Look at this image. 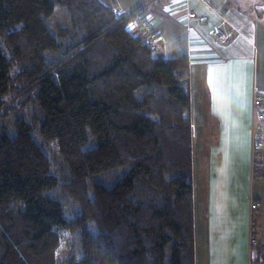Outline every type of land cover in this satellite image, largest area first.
Wrapping results in <instances>:
<instances>
[{
    "label": "trees",
    "instance_id": "16d2710c",
    "mask_svg": "<svg viewBox=\"0 0 264 264\" xmlns=\"http://www.w3.org/2000/svg\"><path fill=\"white\" fill-rule=\"evenodd\" d=\"M141 7L0 0V264H195L190 61L129 28Z\"/></svg>",
    "mask_w": 264,
    "mask_h": 264
},
{
    "label": "crops",
    "instance_id": "0c3cea01",
    "mask_svg": "<svg viewBox=\"0 0 264 264\" xmlns=\"http://www.w3.org/2000/svg\"><path fill=\"white\" fill-rule=\"evenodd\" d=\"M102 1L121 11L143 5L163 39L155 55L190 61L195 264H264V148L255 158L253 147L264 0Z\"/></svg>",
    "mask_w": 264,
    "mask_h": 264
},
{
    "label": "built area",
    "instance_id": "2783aa9c",
    "mask_svg": "<svg viewBox=\"0 0 264 264\" xmlns=\"http://www.w3.org/2000/svg\"><path fill=\"white\" fill-rule=\"evenodd\" d=\"M190 16L195 17V13H190ZM130 29H135L141 34L143 40L151 46L152 49L158 50L162 46L163 39L157 30L153 21L144 12V8L136 9L131 15L129 23ZM210 33L215 35L219 40H225V34L219 26H213ZM254 109V130H253V147L254 157L264 148V93L256 89L253 98ZM257 171V170H256ZM254 175H257L254 168ZM254 207L259 208L258 203H254ZM255 244V238L252 236V245Z\"/></svg>",
    "mask_w": 264,
    "mask_h": 264
},
{
    "label": "rangeland",
    "instance_id": "374dc122",
    "mask_svg": "<svg viewBox=\"0 0 264 264\" xmlns=\"http://www.w3.org/2000/svg\"><path fill=\"white\" fill-rule=\"evenodd\" d=\"M116 7V6H115ZM118 11H121L119 8H117ZM49 24L51 26V28L55 31L59 26H67L69 25V17H68V13H67V9L65 7L62 6H58L56 8L55 13L53 14V16L49 19ZM16 96L10 97L8 99L7 104L5 105V107L3 108V110H1V114L5 113L6 114L9 112L10 108H12V106H15L18 104V98H15ZM8 111V112H7ZM11 111V110H10ZM33 116V115H32ZM1 122L6 126V128L10 131L9 133H15V129L13 128V124L12 121H10V118L16 117L15 113H9L8 116L3 118V115L1 116ZM33 134L35 135V138L37 139V141L40 144H43L42 141V137L40 135L39 132V127L38 126H34L33 128ZM48 150V148H46ZM257 168V167H256ZM59 195V194H58ZM60 196V195H59ZM60 197H64V196H60ZM67 199V198H65ZM66 203L69 207L72 208L73 210V215L75 216L76 213V208L78 206V203L74 200H66ZM69 251H66L62 254H60L58 256V261H62L64 260L67 255H68Z\"/></svg>",
    "mask_w": 264,
    "mask_h": 264
},
{
    "label": "bare ground",
    "instance_id": "6f19581e",
    "mask_svg": "<svg viewBox=\"0 0 264 264\" xmlns=\"http://www.w3.org/2000/svg\"><path fill=\"white\" fill-rule=\"evenodd\" d=\"M144 8V7H143ZM144 12H145V10H144Z\"/></svg>",
    "mask_w": 264,
    "mask_h": 264
}]
</instances>
